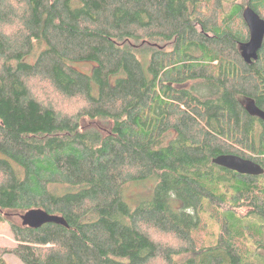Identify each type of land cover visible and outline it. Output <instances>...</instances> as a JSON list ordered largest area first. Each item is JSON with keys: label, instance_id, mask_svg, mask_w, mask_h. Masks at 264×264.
I'll return each instance as SVG.
<instances>
[{"label": "trees", "instance_id": "1", "mask_svg": "<svg viewBox=\"0 0 264 264\" xmlns=\"http://www.w3.org/2000/svg\"><path fill=\"white\" fill-rule=\"evenodd\" d=\"M249 8L264 19L263 0H0V223L26 242L8 251L23 264H264V172L212 162L264 168V119L246 107L264 111V36L246 59ZM147 180L131 206L124 190ZM34 208L68 225L11 219Z\"/></svg>", "mask_w": 264, "mask_h": 264}, {"label": "rangeland", "instance_id": "2", "mask_svg": "<svg viewBox=\"0 0 264 264\" xmlns=\"http://www.w3.org/2000/svg\"><path fill=\"white\" fill-rule=\"evenodd\" d=\"M264 1V0H263ZM244 50L247 52V55H249V48L246 46ZM33 60V59H32ZM82 68L87 69V66H82ZM44 82L34 80L32 85L33 89L35 90L37 95L42 96L43 98H47L57 105L59 107V102L56 98L55 95L52 94V90L49 86H45L43 84ZM46 84V83H45ZM64 103L62 102L63 110H68L72 111V109L77 105V102H69L66 100ZM246 107L252 111L255 112L256 109L253 107L252 103L248 101L246 103ZM62 109V108H61ZM0 157H2V154L0 153ZM153 182L151 180H147L145 182L137 183V184H131L126 187L124 190V200H126L131 206H134L137 202L140 200L147 198L150 195V188L152 186ZM222 209L218 208V212L221 211ZM242 212H246V208H241L240 209ZM215 211L212 210L209 206L207 207V211L204 212L203 214V220L206 223L205 228L202 230L201 234V239L205 242L212 243L216 236L218 235L219 232V223L217 222L215 217H211L209 214L210 212ZM11 219L16 222L21 224V219L17 215H11ZM219 221V220H218ZM255 221V218H254ZM249 222V219L247 220ZM237 223V222H236ZM234 223V225H236ZM248 238L244 239L243 245L246 247L248 244ZM20 241H17L15 239L14 231L13 228L10 225L9 220H4L3 222L0 223V255L4 257V259L9 263V264H23L22 261L13 253H11L10 249L14 248L16 244H18ZM22 245H24L26 242H20ZM255 258H252V261H254ZM216 264V262L214 263Z\"/></svg>", "mask_w": 264, "mask_h": 264}, {"label": "water", "instance_id": "3", "mask_svg": "<svg viewBox=\"0 0 264 264\" xmlns=\"http://www.w3.org/2000/svg\"><path fill=\"white\" fill-rule=\"evenodd\" d=\"M244 17L249 28L250 40L243 45V55L246 59H249L256 56V50L261 45L264 36V19L260 18L250 8L244 11ZM246 46L249 48V55L247 57V52L244 50ZM252 105L256 109L253 113H257L264 119V111L257 109L253 103ZM212 162L240 174L260 175L264 172V168L258 162L236 154H219L212 158ZM19 218L23 226L31 228H38L46 223L68 225L64 217L50 214L41 208L27 210L19 215Z\"/></svg>", "mask_w": 264, "mask_h": 264}, {"label": "bare ground", "instance_id": "4", "mask_svg": "<svg viewBox=\"0 0 264 264\" xmlns=\"http://www.w3.org/2000/svg\"><path fill=\"white\" fill-rule=\"evenodd\" d=\"M244 14V13H243ZM65 219V218H64Z\"/></svg>", "mask_w": 264, "mask_h": 264}]
</instances>
